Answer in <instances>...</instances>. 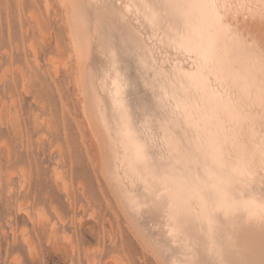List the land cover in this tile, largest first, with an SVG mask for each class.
<instances>
[{"label":"bare ground","instance_id":"obj_1","mask_svg":"<svg viewBox=\"0 0 264 264\" xmlns=\"http://www.w3.org/2000/svg\"><path fill=\"white\" fill-rule=\"evenodd\" d=\"M59 1L101 170L145 246L162 264H220L234 258L229 250L237 240L258 245L261 221L246 211L249 203L258 209L264 196L260 0H243L253 7L240 15L220 9L231 18V34L208 10L195 12L182 34L168 14L154 22L142 6L166 0ZM210 39L222 52L209 72L201 57ZM245 43L257 53L254 62L233 54ZM220 146L230 161H247L246 177L233 175L231 163L211 170ZM174 167L189 181L166 190L161 178Z\"/></svg>","mask_w":264,"mask_h":264},{"label":"rangeland","instance_id":"obj_2","mask_svg":"<svg viewBox=\"0 0 264 264\" xmlns=\"http://www.w3.org/2000/svg\"><path fill=\"white\" fill-rule=\"evenodd\" d=\"M67 23L0 0V264H162L101 170Z\"/></svg>","mask_w":264,"mask_h":264},{"label":"snow or ice","instance_id":"obj_3","mask_svg":"<svg viewBox=\"0 0 264 264\" xmlns=\"http://www.w3.org/2000/svg\"><path fill=\"white\" fill-rule=\"evenodd\" d=\"M131 6H129L130 8ZM148 10L149 18L154 22L157 20L158 15L161 13L168 14L174 21L178 34H182L183 29L188 27L189 21L192 15L199 10H208L217 18L222 28H226L229 34L232 32L231 18L227 20L221 14L220 9H232L236 15L240 13L251 11L253 5L251 3L240 2L237 3H225L224 5L217 4L215 0H166V2H155L149 5H143ZM260 9V16L264 19V0H260L258 5ZM237 51H242L249 60L255 61L257 53L254 48L250 47L247 43L243 45L240 50L233 49V54ZM221 43L218 39H210L207 47L202 54V60L205 65L208 66L207 70H212L213 62L221 54ZM259 60L262 66H264V46L261 47L259 53ZM195 86V84H194ZM146 154L144 147L140 144L136 145V159L142 161L145 159ZM231 163L233 166V175L244 176L248 175V163L246 160H234L230 161L229 157L224 152V147L220 146L216 150L215 157L211 163V170L213 172H220ZM206 179V177H205ZM189 181V174L183 169L174 167L171 171H166L161 178L163 187L167 190L169 186H182ZM158 191H160L158 189ZM161 200H166V192L160 191ZM261 205L257 209L251 203L247 206L246 215L251 219L258 216L261 221V236L259 244L253 240L239 239L233 247L229 250V255L234 258L229 260H221L220 264H264V196L261 197Z\"/></svg>","mask_w":264,"mask_h":264}]
</instances>
